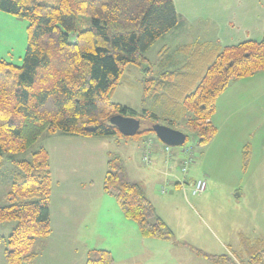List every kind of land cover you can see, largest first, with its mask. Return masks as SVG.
Instances as JSON below:
<instances>
[{
    "label": "trees",
    "instance_id": "trees-1",
    "mask_svg": "<svg viewBox=\"0 0 264 264\" xmlns=\"http://www.w3.org/2000/svg\"><path fill=\"white\" fill-rule=\"evenodd\" d=\"M0 10L28 21L22 63L0 57V169L7 155L16 167L5 195L7 203L0 205V222L14 221L3 254L5 264H31L38 255L35 242L51 232L49 154L40 146L27 159L12 155L29 149L42 135L57 132L124 139L153 132L151 121L130 137L120 134L108 121L112 115L134 117L140 123L142 115L111 101L110 94L130 64L153 73L142 81L145 91L172 88L166 80L172 73L154 71L146 52L179 24V17L173 0H56L53 4L0 0ZM258 72H264V30L258 40L246 39L217 52L195 88L182 99L185 122L196 131L200 144H208L217 132L211 119L218 96L231 83ZM148 116L157 119L155 114ZM102 188L136 222L142 236L171 237L141 186L126 180L116 155L108 154ZM241 242L250 256L243 264H259L264 242ZM205 256L213 264H240L231 255ZM84 264H114V257L109 250L89 248Z\"/></svg>",
    "mask_w": 264,
    "mask_h": 264
},
{
    "label": "rangeland",
    "instance_id": "rangeland-1",
    "mask_svg": "<svg viewBox=\"0 0 264 264\" xmlns=\"http://www.w3.org/2000/svg\"><path fill=\"white\" fill-rule=\"evenodd\" d=\"M44 1L53 4L56 0ZM27 25L26 19L0 10L1 58L22 63L27 47ZM162 39L155 41L146 52L154 71L170 68L165 66L167 53L159 49ZM192 51L182 54L189 57ZM189 60L192 62L194 58ZM257 75L259 78L256 79L260 81L243 87L235 99L225 103L219 100L215 120L218 134L213 142L202 145L196 131L185 122L182 100L178 101L177 96L175 101L178 103L168 104L170 89L155 92L149 88L145 91L142 81L144 77H153V73L147 74L140 66L128 65L110 94L111 101L142 115L139 131L153 121L180 130L187 140L179 146H167L154 132H142L139 137L130 139L116 135L93 136L102 148H106L100 162L96 160L90 169L94 198L69 221H54L53 218L56 235L61 226L62 237L73 240L78 234L80 239L89 242V247L111 249L117 260L115 264L128 260L136 264H213L205 254L231 255L234 262L247 263L250 256L241 241L264 242V72ZM178 79V72L166 78L171 87L178 85ZM149 114H155L157 119ZM49 136L42 135L29 149L15 153L12 158H29L38 147L49 146V141L54 139L53 135ZM149 141L153 142L149 152L151 163L146 164L142 155ZM154 143L162 150L155 151ZM245 152L247 157H244ZM108 154L119 157L126 180L141 186L156 214L172 232L171 237L161 239L139 233L137 241L124 243L131 237L130 231H137V224L123 214L112 194L105 191L100 194ZM188 157L191 160L183 172L182 162ZM55 159L53 157V182L57 181L58 175L70 172H60L61 160L57 165ZM75 160L78 162L77 158ZM14 172L16 167L7 155L0 169V205L7 203L5 195ZM195 179L205 181L206 188L202 193H192L191 182ZM13 226L14 221L0 222L3 236L0 264H5L4 239ZM118 247H122L119 249L122 253L118 252ZM74 249L78 250V246ZM124 255L131 258L125 259ZM259 264H264V255Z\"/></svg>",
    "mask_w": 264,
    "mask_h": 264
},
{
    "label": "crops",
    "instance_id": "crops-1",
    "mask_svg": "<svg viewBox=\"0 0 264 264\" xmlns=\"http://www.w3.org/2000/svg\"><path fill=\"white\" fill-rule=\"evenodd\" d=\"M173 2L179 17V24L162 36L164 41L159 46L160 51L167 53L165 66L170 67L164 71H172L171 75L178 72L179 78L178 85L170 88L171 97L167 100L168 104L178 103L175 97L178 96V101L182 100L186 93L195 88L221 48L246 39L258 40L264 30V2L262 0H173ZM188 46H192L193 51L189 57H186L187 55L184 54L189 51ZM190 57L194 58L192 62L189 60ZM257 74L231 83L217 98L216 112L211 119L215 126L219 100L225 103L235 99V95L240 93L243 87L252 85L257 80L256 78H259ZM180 104L182 108V101ZM217 134L218 129L210 142L215 140ZM52 135L54 139L49 141V146H45L49 154L52 175V192L49 201L51 232L47 237L39 238L35 242L33 250L38 255L31 264H84L86 250L97 247H89V242L80 239L78 234L73 240L62 237L61 226L57 236L55 232L57 226L53 225L52 221L53 218L54 221H69V218L78 215V211H82L85 205L94 198L92 190L95 187L92 188L93 180L90 169L96 160L100 162L106 148H102L93 136L50 134ZM152 143L151 141L149 148ZM153 147L155 151L162 150V147L156 143ZM53 157H56L57 165L59 159L61 160L60 172L70 171L64 175H58L55 182H53L52 174ZM64 166L69 168L66 169ZM58 188L61 189L58 190ZM100 190L102 194L104 191ZM75 207L77 209L74 210ZM130 235L131 237L127 238L124 243L138 240L140 236L138 227L137 231L134 229L130 231ZM61 240H65V243L62 244ZM117 244L122 245L119 242ZM75 246H78V250H73ZM120 248L122 247H118L117 250ZM109 251L112 253L111 249ZM113 257L115 264L117 260L115 256ZM130 258L128 256L125 259ZM123 264H136V262L128 260Z\"/></svg>",
    "mask_w": 264,
    "mask_h": 264
},
{
    "label": "water",
    "instance_id": "water-1",
    "mask_svg": "<svg viewBox=\"0 0 264 264\" xmlns=\"http://www.w3.org/2000/svg\"><path fill=\"white\" fill-rule=\"evenodd\" d=\"M108 121L117 128L120 134L126 137L136 134L140 129V120L134 117L114 114ZM91 128L88 127V130H91ZM151 128L157 138L167 146H179L186 141V135L180 130L160 123H154Z\"/></svg>",
    "mask_w": 264,
    "mask_h": 264
},
{
    "label": "built area",
    "instance_id": "built-area-1",
    "mask_svg": "<svg viewBox=\"0 0 264 264\" xmlns=\"http://www.w3.org/2000/svg\"><path fill=\"white\" fill-rule=\"evenodd\" d=\"M150 142V141H149ZM148 143V148L143 152V155H142V160L144 161V163L146 164H150L151 163V156L149 154L150 152V144ZM187 154V152H185ZM190 157H188L186 160H184L182 163L184 164L182 166V171L183 172H186V164L190 161ZM206 188V183L203 179H196V180H193L191 182V190H192V193L193 194H199V193H202Z\"/></svg>",
    "mask_w": 264,
    "mask_h": 264
}]
</instances>
